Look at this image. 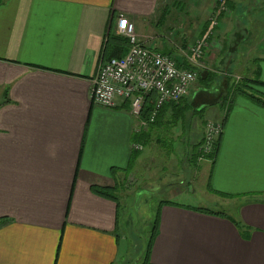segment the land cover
Masks as SVG:
<instances>
[{
	"label": "crops",
	"instance_id": "crops-1",
	"mask_svg": "<svg viewBox=\"0 0 264 264\" xmlns=\"http://www.w3.org/2000/svg\"><path fill=\"white\" fill-rule=\"evenodd\" d=\"M242 2L226 0L224 13L220 0H0V264L121 260L120 204L91 188L116 187L147 167V142L162 132L140 128L120 98L114 108L91 102L100 64L112 52H128V45L117 49L120 15L144 45L179 57V68L189 66L188 48L203 44L199 81L183 99L189 124L173 130L180 137L187 129L186 152L150 145V172L165 174L149 175L152 192L172 203L158 210L150 263L264 264V107L230 85L246 71L242 49L234 48L237 33L248 32L234 11ZM259 42L262 55L246 59L248 77H237L261 98L264 87L250 82L264 83V30ZM207 121L223 124L213 163L203 162L213 198L206 207L174 203L177 195L194 196L201 183L195 175H204L203 163L191 151ZM134 145L142 151L127 170Z\"/></svg>",
	"mask_w": 264,
	"mask_h": 264
},
{
	"label": "built area",
	"instance_id": "built-area-1",
	"mask_svg": "<svg viewBox=\"0 0 264 264\" xmlns=\"http://www.w3.org/2000/svg\"><path fill=\"white\" fill-rule=\"evenodd\" d=\"M220 8L228 12L226 0H220ZM117 33L128 44V52L120 58L102 62L96 72L91 88V102L95 106L114 108L116 99L128 103L130 114L139 120L140 128L146 129L155 121L158 110L184 99L191 85L204 67L202 43L197 42L187 50V68H179L174 59L164 56L137 39L133 24L122 15L117 21ZM154 94V107L147 120L141 119L146 96ZM223 124L207 121L204 125L198 161L207 160L213 145L222 135ZM134 151H142L134 145Z\"/></svg>",
	"mask_w": 264,
	"mask_h": 264
},
{
	"label": "rangeland",
	"instance_id": "rangeland-1",
	"mask_svg": "<svg viewBox=\"0 0 264 264\" xmlns=\"http://www.w3.org/2000/svg\"><path fill=\"white\" fill-rule=\"evenodd\" d=\"M234 11L237 16L241 15L244 17L245 20H247V22L246 21L245 22L247 24L246 30L248 32L241 34L240 31L237 33V35L241 37L240 38L241 44L238 46L236 45L234 48H238L239 50L242 49L241 51L243 52V57L238 55L239 56L238 58L241 64L240 68L246 67V71L243 70L244 72L243 71L237 72V75L232 74L234 77L229 76V77H233L230 78L233 80L232 82L230 81V85L232 87L238 86L240 82V78H238L239 76L244 77L245 79L248 77L247 73L249 69L248 66H245L246 59L248 58L253 59L256 57H260V55H262L261 53H263V47H260L259 38L261 37V35H263V30H264V0H244V2L236 6ZM231 40L232 37L229 38L230 43ZM214 80L215 78L212 80V82ZM198 81H199V77L197 81L194 83H197ZM215 83H217V80L215 81ZM249 93H253V92L249 91ZM197 115L199 117V114ZM189 120L190 117L187 115L184 123L186 124V126L189 124ZM186 130L187 129L184 130L183 135L180 137H177L178 135H174L173 132L172 134H167V135L166 134L164 135L163 132L160 134H156L158 137L152 135L153 140L151 142L149 141L147 142L146 148L143 152L144 160L142 162L144 166L147 167L143 168L139 166L136 168V170L133 169L134 172L128 174L127 180L124 183L119 184L118 186L119 191L115 194V197L117 198L120 204V220H121V224H123L124 222V225H121V229L119 232L122 241L120 242V246H119L121 260L118 264H140L142 262L146 250V243L150 237L153 221L156 218L158 205L163 199V197H161V194H159L161 192H158L159 195L158 194L155 195V193L152 192L155 188L151 189V187H155L156 184V183L154 184L155 181L153 180L155 177V175H153L154 172L156 174L158 173L159 176L165 174L161 173L158 169H152L150 172V169L148 168L151 166V162H152V152L150 149L151 148L150 145L152 144V146H155L153 147L154 148L153 151H155V149L161 150L162 149L161 146H164L165 150L162 149L163 152H168L169 154H172L173 151L174 154L175 153L179 154L180 150L186 152V147H187L186 143L189 141ZM201 137L202 135L199 136V138ZM156 139L159 142L158 141L156 142ZM153 153L156 157V154L158 152H153ZM206 161L207 160L198 161L197 164H201ZM183 163L185 165V162ZM206 164L207 163H203L202 165L204 175L202 174L200 176V173L195 175L196 177L195 181H197V179L201 177V183L198 184V186L195 185L196 193L194 194V196L177 195L171 198L170 199L171 201H173L174 203L197 206V207L198 206L206 207V205L209 204V201H211L213 197L207 192L206 189L205 178L208 175V168H206V166L208 165ZM192 169L194 170V172L196 171V167H194L193 165H192ZM142 173L146 174L145 176H143L145 178L144 181L145 183L143 185L138 186L140 184L139 183L140 179L138 178V175H141ZM184 174L186 177L188 171L184 172ZM149 175H151L153 179L149 178ZM192 178L194 177L192 176Z\"/></svg>",
	"mask_w": 264,
	"mask_h": 264
},
{
	"label": "trees",
	"instance_id": "trees-1",
	"mask_svg": "<svg viewBox=\"0 0 264 264\" xmlns=\"http://www.w3.org/2000/svg\"><path fill=\"white\" fill-rule=\"evenodd\" d=\"M118 42H119L118 43L119 47L117 49H120V47H122V45H128L127 41L125 39H122V38H119ZM105 51H106V49H104V54H105ZM120 57L121 56L118 55L117 52H112L111 55L109 56V58L107 57V60L111 59V58H120ZM199 78H200V76H199ZM211 80H212V76L209 77L208 81H211ZM250 83H252L254 85H258L260 87H264V83H261L257 80L250 82ZM246 84L243 83L241 85L233 87L232 89L234 90V92L236 94L244 96L248 100L252 101L253 103L258 104L261 107H264V97L260 98V97H257L253 93H249L250 86L246 85ZM153 107H154V94L150 93L148 96H146L145 101H144V107H143V111L141 114L142 120H147L150 113L153 111ZM169 107H170L169 110H170L171 114L169 117H167V116H165V112ZM189 110H190V108L184 102L183 99L181 101L175 103V104L166 105V106L162 107L160 110H158V112L156 114L155 121L153 122V124H151V125H153V127H151V128H155L157 132H160V131L163 132L164 135L165 134L166 135L172 134L173 130L177 126H181L183 124V122L185 120V115H186V113H188ZM163 112H164V114H163ZM143 135H144V132L141 133V135L136 136V137L140 138ZM220 137L218 138L216 143L213 145L211 153L206 156L207 161H211L213 163V160L215 159L217 152H218ZM201 143H202V141L199 144H197V145L195 144L194 146H192V152L191 153H192V156L194 158L193 161L196 164L198 163L199 148H200ZM139 154H140V151H134V153L132 154V157L130 158V162H129L127 170H131V168L133 167V164L135 163ZM118 186L113 187V188H98V187L93 186L91 189L95 194H97L103 198L117 200V198L115 197V194L119 191ZM163 204H172V203L166 202V201H162L159 203L156 218L153 221V226H152V229L150 232V237L146 243V250L144 253V257H143L142 262L140 264H151L149 261V253H150V250L152 248L153 240H154L156 233H157L158 210L161 208V205H163ZM198 210H200L202 212L212 213L215 215H224L222 213H213L211 211L202 210V209H198Z\"/></svg>",
	"mask_w": 264,
	"mask_h": 264
},
{
	"label": "water",
	"instance_id": "water-1",
	"mask_svg": "<svg viewBox=\"0 0 264 264\" xmlns=\"http://www.w3.org/2000/svg\"><path fill=\"white\" fill-rule=\"evenodd\" d=\"M160 54L164 55V56H168L170 57L171 56V52L166 49H164L163 51L160 52ZM174 60L175 62L178 64V65H181V59L179 57H174Z\"/></svg>",
	"mask_w": 264,
	"mask_h": 264
}]
</instances>
